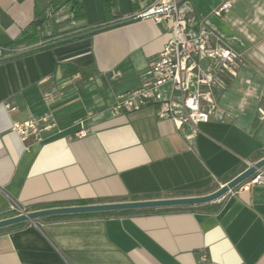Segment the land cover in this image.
<instances>
[{"label": "crops", "instance_id": "1", "mask_svg": "<svg viewBox=\"0 0 264 264\" xmlns=\"http://www.w3.org/2000/svg\"><path fill=\"white\" fill-rule=\"evenodd\" d=\"M77 1L83 17L71 24L70 0H0V46H12L52 5L63 11L46 16L43 34L105 24L0 62V219L18 214L13 206L33 211L208 194L244 171L246 160L264 157V0H233L221 15L213 11L225 0H192L245 56L235 74L221 75L222 120L177 128L158 118L156 105L106 109L86 126L24 139L20 128L47 113L44 91L54 80L94 81L111 106L141 85L170 38L167 20L132 18L131 0H117L110 16L104 0ZM162 92L179 95L171 83ZM243 184L198 205L64 214L0 228V264H264V184Z\"/></svg>", "mask_w": 264, "mask_h": 264}, {"label": "built area", "instance_id": "2", "mask_svg": "<svg viewBox=\"0 0 264 264\" xmlns=\"http://www.w3.org/2000/svg\"><path fill=\"white\" fill-rule=\"evenodd\" d=\"M131 1L136 6L132 18L167 20L171 35L162 50L150 61L143 73L141 85L118 94L112 111L116 114L133 112L148 105H156L158 118L172 121L177 128L187 125L196 129L200 123L212 119L222 120L224 113L216 100L217 90L224 87L221 75L235 74L240 66L245 65L244 53L228 44L206 19L199 16L192 0ZM232 6L233 0H225L213 13L221 15ZM62 11V6L52 5L47 9L46 16L52 18ZM70 18H73V12ZM70 22L75 23L73 19ZM45 42L41 40L37 45ZM30 48L0 46V57ZM204 60H209L207 66L203 65ZM80 77L81 73L75 76L76 79ZM166 83H171L174 90L179 92L177 97L167 98L163 95L162 86ZM261 112L264 114V111ZM40 120L43 118L32 119L30 124L26 123L20 128L24 139L37 136L36 125ZM246 163L249 167L253 161L246 160ZM263 184L264 167L257 170L243 187ZM13 209L18 210V214L26 212L20 206H13Z\"/></svg>", "mask_w": 264, "mask_h": 264}, {"label": "rangeland", "instance_id": "3", "mask_svg": "<svg viewBox=\"0 0 264 264\" xmlns=\"http://www.w3.org/2000/svg\"><path fill=\"white\" fill-rule=\"evenodd\" d=\"M94 84V81H83L82 79L54 80L51 86L44 91V100L48 110L41 117L43 120L37 122L38 133L37 136H33L42 138L45 134L58 133L72 125L84 124L86 126L97 113L106 109L112 110L115 102L109 106L105 93L95 92ZM31 120L26 123L30 124Z\"/></svg>", "mask_w": 264, "mask_h": 264}, {"label": "water", "instance_id": "4", "mask_svg": "<svg viewBox=\"0 0 264 264\" xmlns=\"http://www.w3.org/2000/svg\"><path fill=\"white\" fill-rule=\"evenodd\" d=\"M97 30H91L85 32L83 35L93 33ZM22 53H16L4 57V59H10L21 55ZM264 167V157L253 162L252 165L247 167L240 174L235 176L233 179L222 185L217 190L203 195L193 196H179L170 198H158V199H144V200H132L124 202H108V203H91V204H80L73 206H59V207H48L39 210L26 211L21 214H16L4 219H0V228L11 226L14 224L26 222H36L41 220L43 217L56 216L64 214H82V213H94L103 211H114L123 209H139V208H152V207H167L177 205H198L208 203L220 199L221 197L228 194L234 188L243 184L247 181L257 170Z\"/></svg>", "mask_w": 264, "mask_h": 264}, {"label": "trees", "instance_id": "5", "mask_svg": "<svg viewBox=\"0 0 264 264\" xmlns=\"http://www.w3.org/2000/svg\"><path fill=\"white\" fill-rule=\"evenodd\" d=\"M72 3V12H73V18H69L68 21H71L72 19L74 21H78L83 17L82 13V6L77 0H70ZM106 11L108 15L116 14L117 15V0H104ZM123 18H119V20H122ZM47 21V17L38 18L36 19L32 24H30L27 29L23 32V34L14 42V44L11 47H17L19 45L26 44L32 48H30L28 51H35L40 48L49 47L55 44H59L68 40H74L81 37H84L86 35H83L85 32L91 31V30H101L105 28V24L99 23L92 26H82V27H75V28H69L66 30H62L60 32H51V34H43V24ZM67 22V21H66ZM95 31V32H97ZM93 32V33H95ZM90 33V34H93ZM89 35V34H87ZM41 40L46 41L42 45H37ZM48 40V41H47ZM36 47V48H33ZM24 51V53L28 52ZM5 60L4 57H0V62ZM76 74V71L74 72ZM74 73L71 74V76L75 75ZM246 182V181H245ZM244 182V183H245Z\"/></svg>", "mask_w": 264, "mask_h": 264}]
</instances>
